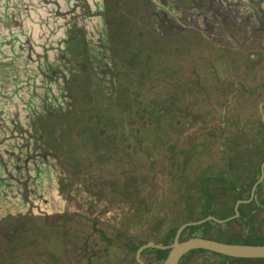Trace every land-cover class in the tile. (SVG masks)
<instances>
[{"label": "rangeland", "instance_id": "rangeland-1", "mask_svg": "<svg viewBox=\"0 0 264 264\" xmlns=\"http://www.w3.org/2000/svg\"><path fill=\"white\" fill-rule=\"evenodd\" d=\"M147 2L150 10L142 0H0V219L10 218L8 229L56 224L63 214L69 221L70 195L78 193L80 206L81 193L92 190L87 182L97 181L95 167L105 158L103 152H110L103 136L117 135L123 114L139 118L128 125L129 132L121 131L120 155L111 157L119 166L111 175L127 168L124 154L144 147L142 132L148 127L142 128L139 119L152 112L151 100L166 105V94L182 99L180 89L161 82L166 70L156 69L172 59L170 52L183 54L176 65L182 60L188 65L198 49L200 66L215 68L217 57L229 62L233 50L242 51L244 40L233 34H244L246 26V37L252 39L246 42L260 44L254 33L258 22L264 23V0ZM185 34L188 40L177 39ZM191 34L195 40L188 38ZM117 143L116 137L115 147H108ZM74 184L83 189L72 190ZM56 188L60 206L53 200ZM32 212L37 219H31ZM193 258L199 264H264V259L205 251L186 254L180 264H191Z\"/></svg>", "mask_w": 264, "mask_h": 264}, {"label": "crops", "instance_id": "crops-1", "mask_svg": "<svg viewBox=\"0 0 264 264\" xmlns=\"http://www.w3.org/2000/svg\"><path fill=\"white\" fill-rule=\"evenodd\" d=\"M245 29L247 31L244 34L248 35L247 26ZM186 35L188 34L177 39L184 38L186 41L188 40ZM192 37L191 34L188 38L195 40ZM254 40L257 41L258 39ZM228 41L230 42L229 39ZM261 44L264 49L263 37ZM197 50L193 51L190 47L187 50L190 54L193 51L194 59L188 65L183 60L181 64L176 65L174 61L178 59V54L181 56L183 54L170 52L172 59L162 61L161 65L156 68L161 69L162 73L164 69L166 70L164 75L162 74L161 82L164 83V86H172L175 91L180 89L182 99L177 100L175 95L168 96L166 94V105H163V102L151 100L152 112L149 116L142 115L139 119L142 128L148 127L142 132L143 137L147 136L144 139V147L139 148V151L135 150V154L132 155L126 152L124 154L126 159L122 165L127 168L117 171L115 176L111 174L116 172L119 164L118 161L113 162L111 157L120 155L118 146L124 137L121 136V131L129 132L128 125L131 127L133 125L131 122L139 117L134 116L130 119L128 115L125 117L123 114L122 117L118 118L117 135L120 136L109 133L103 136L104 141H106L105 147L110 149V152H103L105 158L99 162L98 167H95L97 168L95 169L96 177L99 176V178L96 182L90 181L97 183L99 180L98 184L105 185L114 196H118L125 209H138L139 213L134 214L143 219H138L139 222L136 224L151 223L155 217L163 226L166 225L173 231V228L176 229L182 224L201 221V209L204 203L206 204L208 201L215 203L219 199L225 200L224 195L233 193L235 187L238 188L239 192L245 190L243 180L234 179L235 177H242L243 165L239 162L236 163L235 159L230 160L231 163H229L226 156L230 154L229 147L234 144L235 137L239 136L237 145L241 149H239L237 157L238 159L244 158L247 153L245 149L249 143L243 137L250 129L249 122L256 121L258 129L264 128V123L259 122L257 113L262 114L261 120L263 121L264 103L252 100L247 95L250 87L253 88L259 83V79L256 77L255 82L253 81L250 86L247 85V89L243 87L245 89L243 90L240 84L244 80L235 76V72L232 70L234 68L239 70L241 61L232 64L231 57L233 55L229 56L230 53H227L229 62L220 56L217 57V62H219L217 67L205 68L203 65L200 66L198 62ZM145 55L148 59V55ZM163 57L166 58V54ZM225 61L226 65L224 64ZM249 64L246 60L242 61L246 71L241 70L238 73L243 74V76L253 75L247 71L250 67ZM151 66L155 68V65L151 64ZM169 69L175 72L172 77L168 75L171 73ZM160 71H158L159 75L161 74ZM168 77H170V81L167 79ZM102 112L104 113L105 110ZM106 113L108 112L106 111ZM220 115H222V122L219 125ZM235 127H240L239 132ZM114 129L115 132L117 127ZM116 137L117 147L112 149L115 147L112 144L116 141ZM108 144L113 147L109 148ZM254 145H257V141L252 144V146ZM191 150L192 153L196 154L189 157L187 154L188 152L192 154ZM229 166L233 167L235 174L230 173ZM108 169L115 170L110 172ZM90 172L92 173V170ZM170 178L175 181L171 182ZM84 191L88 194L94 192L93 190ZM81 194L85 196V193ZM216 194L219 195L213 196ZM52 195L54 204L60 206L59 203L63 200L57 188ZM79 200L82 201L80 198ZM147 215L149 217H146ZM130 222V220L124 219V224ZM51 224L62 225L64 223L60 220L59 223ZM47 225L50 226V224ZM39 230L41 229L29 230L30 233L32 232V237L27 239V243H24L18 252L13 253L25 259L52 256L54 259H64L65 262H69L68 238L63 243L62 238L60 240L58 236L55 237L57 230L45 228L46 233L43 232L44 234ZM48 234L52 235L51 239L47 238ZM0 257L2 259L0 264H7L4 259L8 255L0 253ZM19 262L21 263V261ZM49 262H51L50 264L53 263L52 261Z\"/></svg>", "mask_w": 264, "mask_h": 264}, {"label": "flooded vegetation", "instance_id": "flooded-vegetation-1", "mask_svg": "<svg viewBox=\"0 0 264 264\" xmlns=\"http://www.w3.org/2000/svg\"><path fill=\"white\" fill-rule=\"evenodd\" d=\"M142 3L145 10L152 6L147 0H142ZM236 5L238 4L235 2L234 8H237ZM255 13L257 12L254 11ZM234 20L236 21V18ZM256 22H258V19ZM257 26L259 28L257 27L258 32L254 33V39H259L260 44L247 43L249 38L246 37V34L236 35V33L233 34L234 38L240 36L241 42L244 40L245 43L242 51L239 49L232 52H236L233 56L236 57V61H241L238 71H246L244 69L246 67L242 65V61L246 60L250 63L247 71L253 73V75H245V80L240 84L241 87L247 89V85L250 86L253 81L255 82L254 79L258 77L259 83L256 86L253 84L254 87H250L252 91L249 89L247 95L252 100H258L263 104L264 49L261 44L262 37L258 38V36L263 35L264 23L258 22ZM219 36L222 37L223 35L220 34ZM244 88L243 90H245ZM257 113L259 122L263 124L262 114ZM221 119L222 115L219 116V125L222 122ZM249 125L250 129L243 137L249 143V146L245 149L247 153L244 158L238 159L237 157L239 149H241L237 145L239 136L235 137L234 144L229 147L230 154L226 156L229 163H231L230 160L235 159L236 163L239 162L243 165L244 173L242 177L239 176L234 179L243 180L245 190L239 192L238 188L235 187L233 193L224 195L227 201L219 199L215 203L210 201L204 203L201 209V220L207 221L198 226L183 229L178 236V241L200 237L229 244L264 245L261 244L264 243V128L258 129V123L253 120L249 122ZM239 128H236L238 132ZM255 141H257V145L252 146ZM229 171L231 174L236 173L231 166H229ZM87 184L91 186L94 192L93 194L84 192L85 197L80 206L76 202V200L78 201V193L74 192L76 194L71 195V197H74L70 200L73 209H71L69 221H66L69 222L68 224L63 221L65 217L63 214L59 217L61 222L64 223L62 225L12 226L10 230L7 226L10 218L2 216L3 218L0 219V253L8 255L4 262L7 264H50L49 261H52V264H162L169 252L168 247L173 243L179 227L172 231L168 226H163L155 217L151 223L136 224V222H139L138 219H143L140 216H135L134 213H139L138 209H125L118 196H114L103 184H98V182ZM77 187L83 189L82 185L74 184L72 190H76ZM9 215L12 217L14 214ZM29 216L32 217V220L37 219L33 212ZM208 217H212L214 220H208ZM124 219L131 222L124 224ZM45 228L57 230L55 237L58 236L60 240L62 238L63 243L68 238L70 247L69 262H65L64 259H54L52 256L25 259L13 253L18 252L21 246L27 243V239L32 237V232L30 233L29 230L41 229L39 231L44 234L43 232L46 233ZM48 237L51 239L52 235L48 234ZM202 251L193 250L189 253ZM1 260L0 257V263ZM190 262H192L191 264L201 263L199 258H193Z\"/></svg>", "mask_w": 264, "mask_h": 264}, {"label": "water", "instance_id": "water-1", "mask_svg": "<svg viewBox=\"0 0 264 264\" xmlns=\"http://www.w3.org/2000/svg\"><path fill=\"white\" fill-rule=\"evenodd\" d=\"M207 219L214 220L212 217ZM206 221L207 220H201L196 223H187L180 226L176 232L173 243L168 247L169 252L162 264H178L184 255L193 250H203L230 259H264V245L229 244L202 239L200 237H191L181 242L178 241V236L183 229L198 226ZM218 222L220 223V221Z\"/></svg>", "mask_w": 264, "mask_h": 264}, {"label": "trees", "instance_id": "trees-1", "mask_svg": "<svg viewBox=\"0 0 264 264\" xmlns=\"http://www.w3.org/2000/svg\"><path fill=\"white\" fill-rule=\"evenodd\" d=\"M83 128V127H82ZM85 131H83L84 133H86L87 132V130L86 129H84ZM100 133V132H99ZM84 137H86V135L84 136ZM83 137V138H84ZM88 137H86V138H84V140H86Z\"/></svg>", "mask_w": 264, "mask_h": 264}]
</instances>
